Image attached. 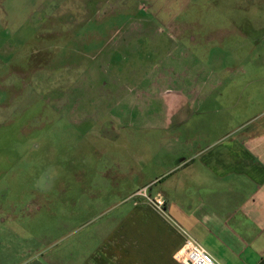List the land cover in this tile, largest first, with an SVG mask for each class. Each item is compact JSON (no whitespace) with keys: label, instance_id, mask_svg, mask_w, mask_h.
<instances>
[{"label":"rangeland","instance_id":"obj_1","mask_svg":"<svg viewBox=\"0 0 264 264\" xmlns=\"http://www.w3.org/2000/svg\"><path fill=\"white\" fill-rule=\"evenodd\" d=\"M262 110L264 0H0V264H80Z\"/></svg>","mask_w":264,"mask_h":264},{"label":"crops","instance_id":"obj_2","mask_svg":"<svg viewBox=\"0 0 264 264\" xmlns=\"http://www.w3.org/2000/svg\"><path fill=\"white\" fill-rule=\"evenodd\" d=\"M202 76L196 74L192 80L205 81ZM185 94L179 96L174 118L187 111ZM263 112L254 116L252 124L244 117L240 120L239 114H228L217 127L208 126L212 133L219 127L221 135L191 150L177 160L172 172L152 176L140 189L149 193L152 186L165 182L167 188L161 184L149 194L163 196L166 214L157 210L159 216L137 215L146 208L140 196L136 217L117 223L115 231L99 239L80 264H181L175 259L183 244L180 228L221 264H264Z\"/></svg>","mask_w":264,"mask_h":264},{"label":"built area","instance_id":"obj_3","mask_svg":"<svg viewBox=\"0 0 264 264\" xmlns=\"http://www.w3.org/2000/svg\"><path fill=\"white\" fill-rule=\"evenodd\" d=\"M145 197L149 205L166 214L165 200L161 194L150 196L145 193ZM180 230L183 234V244L175 253L176 260L181 264H221L195 237L182 228Z\"/></svg>","mask_w":264,"mask_h":264}]
</instances>
